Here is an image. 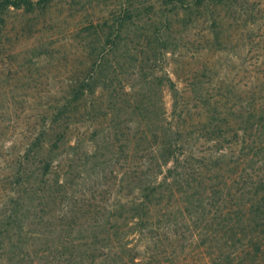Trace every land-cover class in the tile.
I'll return each instance as SVG.
<instances>
[{
    "label": "trees",
    "instance_id": "obj_1",
    "mask_svg": "<svg viewBox=\"0 0 264 264\" xmlns=\"http://www.w3.org/2000/svg\"><path fill=\"white\" fill-rule=\"evenodd\" d=\"M54 1L0 0L1 64L8 59L1 49L10 13L47 11ZM253 3L114 0L106 13L80 23L75 37L79 70L19 158L0 213V235L13 243L12 237L22 236L31 246L44 243L68 264H101L102 255L138 250L132 242L155 224L170 228L184 222L187 231L177 234L188 232L207 247L211 264H224L222 255H216L222 252L221 243L226 264H264V70L255 99L243 96L241 83L235 86L221 77L217 91L200 92L204 105L196 113L189 111L179 84L180 66L190 48L193 54L215 46L228 51L233 44L256 58L255 68L264 64V0ZM200 23L209 24L207 31L192 41L188 36ZM167 56L179 80L158 68ZM193 76L189 84L194 90L208 83L202 78L205 69ZM166 87L173 98L170 113ZM232 91L236 100L228 107ZM73 123L93 130L81 132L73 143ZM102 134L106 139L100 142ZM192 140L217 145L202 157L190 147ZM87 141L85 164L97 168L123 160V196L116 204L79 208L68 203L75 181L71 165L63 163L72 161ZM60 206L64 208L57 214ZM135 258L133 264H139Z\"/></svg>",
    "mask_w": 264,
    "mask_h": 264
},
{
    "label": "rangeland",
    "instance_id": "obj_2",
    "mask_svg": "<svg viewBox=\"0 0 264 264\" xmlns=\"http://www.w3.org/2000/svg\"><path fill=\"white\" fill-rule=\"evenodd\" d=\"M73 1L55 0L52 8L47 11L24 14L22 10H13L9 15L7 36L1 49L8 59L1 64L0 57V213L7 202L9 196L7 194L11 192L10 178L19 166V158L24 155L31 140L36 138L46 125L52 107L64 95L65 88L79 70L77 57L80 56L76 51L75 37L80 23L100 17L106 13L108 6L114 3V0H77L73 6ZM245 1L249 3L246 6H252L254 1L259 0ZM208 25V23H200L198 28L193 30V35L188 37L192 36L193 41L200 36V32L207 31L205 29ZM232 30L234 31V28L230 31ZM237 47L232 44L228 51H220L215 46V48H203L195 54H193L194 49L190 48L185 53L186 58L180 66L182 80L174 74L171 56L159 62L158 68L162 69L163 66L172 73L175 80L182 81L179 84L185 88V99L192 113L203 109L204 97L200 92L217 91L216 87L222 85L221 77H228L229 83L235 86L241 83L243 90L245 89L243 96L252 100L256 98L255 88L262 85L257 81L261 76L260 71L264 70V64L255 68L252 63L256 58H250L246 52ZM203 69H205L203 81L208 83L201 84L202 89L194 90L189 84L194 78L193 73ZM236 95L234 91L230 93L231 102H228V107L235 103ZM165 101L170 113L173 109V98L168 87L165 90ZM206 107L209 108L207 105ZM91 130L93 127H88L84 123H73L70 136L72 142H75L81 132L90 133ZM103 138L106 139L102 134L100 142ZM90 144L88 141L82 144L74 159L69 162L65 160L63 163V167L66 165V168L71 165L69 169L75 181L72 190L74 196L73 194L69 196L68 203H76L79 208L83 205L89 207L97 204L105 207L116 204L123 196L119 191L123 160L119 163L113 159L97 168L85 164L86 149ZM237 144L233 146L236 153L240 146ZM189 145L193 147L196 155L203 157L214 152L210 149L212 146L215 147L217 142L192 140ZM64 158L65 155H62L57 161ZM56 164L58 165L59 162ZM63 208V206L58 207L57 214ZM187 226L188 224L184 222L178 226L172 225L170 228L168 225L164 226V223L155 224L152 231H147L145 236L132 242L131 245H138V250L127 253L119 249V252L112 256L102 255L101 258L105 260L103 263L133 264L132 258L136 257V261H140L139 264H146V260L151 257L153 263L150 264H211L213 258L207 247L198 240H193L188 232L182 236L177 234L178 230L187 231ZM7 237L0 235V264H32V258L37 264L69 263L58 257L55 258L54 253L51 254L44 243L33 242L31 246L26 236H22L19 240L12 237L15 243L9 241ZM221 244L222 252L216 251V255L221 254L222 263L226 264L227 252L224 244Z\"/></svg>",
    "mask_w": 264,
    "mask_h": 264
}]
</instances>
